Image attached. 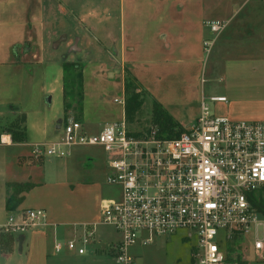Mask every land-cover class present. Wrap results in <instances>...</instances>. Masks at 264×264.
<instances>
[{
    "label": "crops",
    "instance_id": "obj_1",
    "mask_svg": "<svg viewBox=\"0 0 264 264\" xmlns=\"http://www.w3.org/2000/svg\"><path fill=\"white\" fill-rule=\"evenodd\" d=\"M231 1L229 15L217 17V0H212L210 10L209 0H0V123L23 114L27 133L24 143H14L8 132L0 133L1 162H7V151L14 152L13 165L0 168V226L10 216L18 220L22 211L30 209L45 210L47 219L46 223L26 231L0 232V264H108L110 256H116L111 247L119 237L108 236L104 240L100 237L98 243L95 240L86 246L84 254L68 250L64 246L66 241L82 235L85 228L96 226L97 231L103 226L101 214L78 222L60 219L51 211L54 194L47 189L49 182L32 180V176L44 174L39 165H31V157H41L35 155L34 149L43 142H54L52 138L57 135V129L52 126L62 106L63 62L83 63L84 77L86 62L101 53L95 60L107 64L108 69L113 68L110 77L116 75V70L122 75L123 99L126 69L153 93L145 77L159 81L167 77L172 81L176 77L185 80L200 68V104L211 96H225L226 103L211 102V109L220 105L233 108L231 116L239 119L264 115L258 109L261 107H253L258 103L264 105V99L252 95L255 89L264 86V53L223 57L228 46L221 42L220 35L249 0L239 5ZM143 13H149L146 22L141 21ZM216 20L228 21L220 35L213 34L208 25ZM140 39H148L147 48ZM207 39L214 40L208 54L204 49ZM146 49L152 60L144 66L136 64L135 57ZM142 66L146 73L140 75ZM153 97L176 119L172 106L165 105L157 94ZM28 102L33 105L29 106ZM86 112L85 108L83 114L87 117ZM199 114L198 110L187 123L177 118L185 129ZM85 122L84 130L94 133ZM25 182H32L34 187L24 193L16 210L8 211L7 184ZM51 183L56 187L65 185L66 191H70L66 188L69 181ZM56 243L63 245L62 250L55 249Z\"/></svg>",
    "mask_w": 264,
    "mask_h": 264
},
{
    "label": "built area",
    "instance_id": "obj_2",
    "mask_svg": "<svg viewBox=\"0 0 264 264\" xmlns=\"http://www.w3.org/2000/svg\"><path fill=\"white\" fill-rule=\"evenodd\" d=\"M227 24L208 22L215 35ZM213 44V39L204 41L207 54ZM115 101L124 104V99ZM211 102L226 103L227 98L202 99L196 121L174 138L160 136L156 126L134 135L125 119L89 134L83 123L69 119L59 129V141L34 149L36 156L64 157L70 155L69 147L98 146L113 154L106 181L122 192L118 201L104 205L101 224L119 235L111 247L119 264H134L129 246L178 231L197 241L191 253L194 264H234L227 261L230 248L241 253L248 235L264 259V122L215 115ZM46 222L45 210H25L18 220L10 216L0 232L26 231ZM96 232V226L85 228L64 246L84 254ZM62 248L55 244L57 251Z\"/></svg>",
    "mask_w": 264,
    "mask_h": 264
},
{
    "label": "rangeland",
    "instance_id": "obj_3",
    "mask_svg": "<svg viewBox=\"0 0 264 264\" xmlns=\"http://www.w3.org/2000/svg\"><path fill=\"white\" fill-rule=\"evenodd\" d=\"M234 1L235 5H239L243 4L246 0ZM231 3V0H217V17L229 15V5ZM252 6H255V9ZM212 7V0H209V7L207 9L210 10ZM226 19L229 20V18ZM147 20H149V13H143L141 21L146 22ZM227 20L224 21L228 22ZM220 36L221 42L228 46L223 57L264 53V0H260V2H257V0H249L246 2L245 6L229 22L227 30ZM140 43L145 48L148 47V39H140ZM235 47H239V49H235ZM100 57L101 53L96 55V58H92L93 60L86 62V64L84 63L83 105L84 109H87V117L83 114V121H86L84 124L85 126L88 124L89 130L95 131L90 134H97L96 132L103 125L107 124L108 126L124 121L123 104L115 102L116 98L123 99L122 75L116 70V75L111 78L110 73L114 72L111 70L113 68L108 69L107 64H102L100 60H95ZM135 59L136 64L144 66L145 63L152 60V56L146 49L137 55ZM143 66L140 69V75L146 73V69ZM193 72L194 70L190 73V76H186L185 80L176 77L174 78L175 81H172L167 77L159 81L154 77H145L153 90V93L150 91V94L152 96L157 94L165 105L169 104V106H172L175 109L177 117L185 123L193 119L198 110L199 113L201 111L199 95L200 86L202 85L200 76L202 71L200 72V68L199 70L197 68ZM207 76L208 73L206 74ZM137 80L141 83L138 78ZM162 80L164 82H161ZM164 84L167 85L165 86ZM205 86L207 87L209 84ZM184 87L187 89H183ZM182 89V92L179 91ZM252 95L259 100L264 99V86L255 89ZM27 104L29 106L33 105L31 102ZM259 104L261 103L255 104L253 107H261L258 109L264 111V105ZM223 106L220 105L215 110L213 106L212 113L218 116L226 115L229 119L238 121L239 118H234L230 114L231 111L233 112V108L229 109ZM150 109V100H147L143 106L142 116L140 117L142 127L146 126V122L149 120ZM63 115L64 107L62 99L60 115L55 120L52 126L53 129L54 127L56 128L57 123ZM71 115V117L74 116L73 113ZM177 117L176 119L179 122L180 120ZM239 120L264 122V115L257 116V118H244ZM61 138V130H57V135L52 139L59 141ZM67 149H69L70 155L64 157H57L55 155H47L46 159L45 156L31 157V165H39V168L44 170L43 175L39 177L32 176V180L43 179V181L49 182L47 189L53 191L54 194L51 211L57 213L58 218L78 222L88 218L91 219L95 215L97 217L101 214L102 220L101 211L104 205L109 202L118 201L122 192L120 186L111 185L106 181V176L109 171L107 162L113 154L106 152L102 147L98 146H73ZM13 155L14 152L7 151L6 160L9 163H3L0 160V168H10L14 163L12 160ZM55 180L58 182L69 181L66 188L70 191H66L65 185L59 187L52 185L51 181ZM108 236L112 238L119 237L115 229L108 226H101L97 229L95 240L98 243V238L101 237L104 240ZM185 236V231H178L170 236L155 237L151 243L146 245L136 244L129 246L127 250L134 257V264H193L191 249L197 241L195 238H191L190 240L186 239ZM243 241L244 244L241 246V254L247 264H264V259H261L259 254L254 250L253 236L248 235ZM110 257L111 260H109L108 264H119L116 256Z\"/></svg>",
    "mask_w": 264,
    "mask_h": 264
},
{
    "label": "trees",
    "instance_id": "obj_4",
    "mask_svg": "<svg viewBox=\"0 0 264 264\" xmlns=\"http://www.w3.org/2000/svg\"><path fill=\"white\" fill-rule=\"evenodd\" d=\"M62 67L64 115L59 122L62 125L72 119L82 123L84 112L83 63L65 61ZM147 100H150V117L146 126L142 127L140 117ZM72 113L73 117H71ZM124 117L129 131L134 135L149 131L151 126H156L158 134L167 138L177 137L184 131V127L141 85L128 69L124 73ZM3 131L11 134L14 143L26 142L25 116L22 114L12 121L1 122L0 133ZM33 187L32 182L8 183L7 210H16L24 199V193ZM230 251L227 261L234 264H247L240 251H234L233 248H230Z\"/></svg>",
    "mask_w": 264,
    "mask_h": 264
},
{
    "label": "water",
    "instance_id": "obj_5",
    "mask_svg": "<svg viewBox=\"0 0 264 264\" xmlns=\"http://www.w3.org/2000/svg\"><path fill=\"white\" fill-rule=\"evenodd\" d=\"M77 42V41H76ZM80 50V48H78ZM61 128L60 122L56 125V129L59 130Z\"/></svg>",
    "mask_w": 264,
    "mask_h": 264
}]
</instances>
